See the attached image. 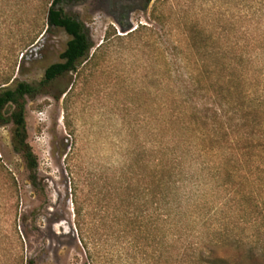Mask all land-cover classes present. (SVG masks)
Returning <instances> with one entry per match:
<instances>
[{"label": "rangeland", "instance_id": "1", "mask_svg": "<svg viewBox=\"0 0 264 264\" xmlns=\"http://www.w3.org/2000/svg\"><path fill=\"white\" fill-rule=\"evenodd\" d=\"M247 3L61 4L83 24L92 48L76 73L27 98L28 143L37 159L34 183L11 148V125H0V258L18 246L36 264H137V227L131 222L140 214L135 203L140 190L147 201L153 131L157 138L163 133L167 64L193 61L181 54L187 31L205 29L206 37H220L218 43L197 42L202 52L227 46L233 33L239 40ZM46 11L47 0H0V83L38 82L45 67L58 61L69 37L47 26ZM253 34L263 40L264 23ZM253 54V64H264V54ZM64 88L67 96L57 99ZM217 187L212 181L186 191L210 209L221 194Z\"/></svg>", "mask_w": 264, "mask_h": 264}, {"label": "trees", "instance_id": "2", "mask_svg": "<svg viewBox=\"0 0 264 264\" xmlns=\"http://www.w3.org/2000/svg\"><path fill=\"white\" fill-rule=\"evenodd\" d=\"M70 1L47 0V26L69 37L58 61L45 67L38 82L0 83V125H11V148L31 183L37 159L28 143L27 98L76 73L92 48L83 24L61 7ZM246 6L239 40L233 33L227 46L202 52L197 42L218 43L220 37L187 31L181 54L193 61L167 64L163 133L157 138L153 131L147 201L140 190V214L131 222L137 227V264H264V64L252 63L254 52L264 54V39L253 34L264 23V0ZM63 94L67 88L56 98ZM212 181L221 194L208 209L186 189ZM7 249L0 264H36L18 246Z\"/></svg>", "mask_w": 264, "mask_h": 264}, {"label": "built area", "instance_id": "3", "mask_svg": "<svg viewBox=\"0 0 264 264\" xmlns=\"http://www.w3.org/2000/svg\"><path fill=\"white\" fill-rule=\"evenodd\" d=\"M23 56V53L21 54V56L20 57H22Z\"/></svg>", "mask_w": 264, "mask_h": 264}]
</instances>
